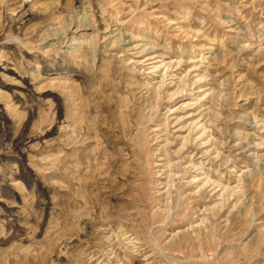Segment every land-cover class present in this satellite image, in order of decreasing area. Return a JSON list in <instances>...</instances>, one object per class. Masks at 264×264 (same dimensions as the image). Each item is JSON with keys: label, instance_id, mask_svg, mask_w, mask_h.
Instances as JSON below:
<instances>
[{"label": "rangeland", "instance_id": "obj_1", "mask_svg": "<svg viewBox=\"0 0 264 264\" xmlns=\"http://www.w3.org/2000/svg\"><path fill=\"white\" fill-rule=\"evenodd\" d=\"M0 264H264V0H0Z\"/></svg>", "mask_w": 264, "mask_h": 264}]
</instances>
